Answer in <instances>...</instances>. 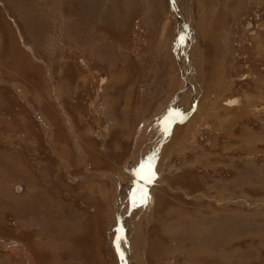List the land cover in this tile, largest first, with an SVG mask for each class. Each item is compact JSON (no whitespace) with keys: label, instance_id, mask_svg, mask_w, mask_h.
Here are the masks:
<instances>
[{"label":"rangeland","instance_id":"1","mask_svg":"<svg viewBox=\"0 0 264 264\" xmlns=\"http://www.w3.org/2000/svg\"><path fill=\"white\" fill-rule=\"evenodd\" d=\"M216 263L264 264V0H0V264Z\"/></svg>","mask_w":264,"mask_h":264},{"label":"bare ground","instance_id":"2","mask_svg":"<svg viewBox=\"0 0 264 264\" xmlns=\"http://www.w3.org/2000/svg\"><path fill=\"white\" fill-rule=\"evenodd\" d=\"M189 5V4H188ZM179 12V11H178ZM183 12V11H182ZM185 13H187V12H185ZM190 14V13H189ZM179 16V15H178ZM213 16V15H212ZM177 17V16H176ZM180 22H182V33H181V38L182 37H184V38H182V39H180L182 42H181V45L183 46L185 43H186V45H188L189 47V49L191 48V45L190 44H188L190 41H191V37H187V41L185 42V40H186V32H187V30L189 29V24L190 23H188L189 22V19H188V16H186L185 17V15H181L180 14ZM214 17V16H213ZM203 21H204V19H203ZM212 21V20H211ZM221 21H223V17L221 18ZM202 22V21H201ZM214 22V21H213ZM213 22H212V24H213ZM208 23V22H207ZM217 24H219L218 22H217ZM204 25V23H202V26ZM210 25V24H209ZM208 27V24H206V28ZM208 28H210V27H208ZM201 29V28H200ZM199 29V30H200ZM212 31V30H211ZM201 33H204V32H201ZM200 34V33H199ZM206 34V33H205ZM207 35H209V33H207L205 36H207ZM177 37V36H176ZM184 42V43H183ZM186 47V46H185ZM187 48V47H186ZM192 49L194 50V48L192 47ZM185 51V50H184ZM187 52H188V49H187ZM187 55V54H186ZM186 57V56H185ZM187 58V57H186ZM187 59H189V58H187ZM188 67V66H187ZM219 67V66H218ZM68 85V84H67ZM232 103H230L229 102V105H231ZM234 105V104H233ZM56 122V121H55ZM58 134H60V133H58ZM81 137H82V135H81ZM78 138V137H77ZM76 138V139H77ZM181 214H183V213H181ZM199 216V215H198ZM177 246H179V245H177ZM179 249V248H178ZM182 250V249H181ZM195 251V250H194ZM196 252V251H195ZM198 252H199V250H198ZM200 252H201V250H200ZM191 254V253H190ZM195 254V253H194ZM211 254V253H210ZM200 256V255H199ZM213 256V255H212ZM192 257V256H191ZM223 258V257H222ZM202 259V258H201ZM210 260V259H209ZM215 260V259H214ZM240 260V259H239ZM239 260L237 261V262H239ZM211 261V260H210ZM219 262V261H218ZM222 263V262H221ZM217 264V263H216Z\"/></svg>","mask_w":264,"mask_h":264},{"label":"crops","instance_id":"3","mask_svg":"<svg viewBox=\"0 0 264 264\" xmlns=\"http://www.w3.org/2000/svg\"><path fill=\"white\" fill-rule=\"evenodd\" d=\"M219 49V48H218ZM221 50V49H220ZM222 51V50H221ZM201 52L202 51H200V54H201ZM223 53H225L226 54V59H227V57H229V54H227L228 52H229V50H226L225 51V49L222 51ZM199 58V57H198ZM206 59V57H204L203 58V61L202 62H204V60ZM200 61V60H199ZM199 61H197L196 62V66H198L199 67ZM223 64H225L223 61H219L218 62V66H220V69H221V73H222V76L224 77V66H223ZM205 65H206V63H205ZM213 69V72H214V76H213V74H212V77L214 78V80L212 81V84H211V86H213L214 84H215V82L216 81H218L217 79H218V77L219 76H221V74L218 72L219 71V69H215V68H212ZM215 69V70H214ZM223 77H222V79H223ZM201 79L203 78L202 76L200 77ZM214 82V83H213ZM216 84H218V83H216Z\"/></svg>","mask_w":264,"mask_h":264},{"label":"snow or ice","instance_id":"4","mask_svg":"<svg viewBox=\"0 0 264 264\" xmlns=\"http://www.w3.org/2000/svg\"><path fill=\"white\" fill-rule=\"evenodd\" d=\"M146 172L148 173V175L145 176V175L142 174L141 178L142 179H145L146 178L148 180V182L151 183L152 180H153V178L155 177V173H154V171H152L151 166H149L146 169Z\"/></svg>","mask_w":264,"mask_h":264},{"label":"water","instance_id":"5","mask_svg":"<svg viewBox=\"0 0 264 264\" xmlns=\"http://www.w3.org/2000/svg\"><path fill=\"white\" fill-rule=\"evenodd\" d=\"M176 46H178V45H176ZM176 46H175V47H176ZM177 50H178V47L176 48V51H177Z\"/></svg>","mask_w":264,"mask_h":264}]
</instances>
